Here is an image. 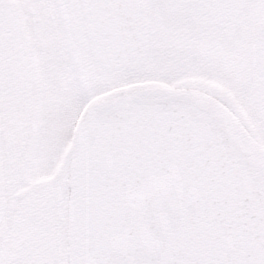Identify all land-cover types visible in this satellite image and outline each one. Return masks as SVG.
<instances>
[{
  "label": "snow or ice",
  "instance_id": "6c2138e0",
  "mask_svg": "<svg viewBox=\"0 0 264 264\" xmlns=\"http://www.w3.org/2000/svg\"><path fill=\"white\" fill-rule=\"evenodd\" d=\"M0 264H264V0H0Z\"/></svg>",
  "mask_w": 264,
  "mask_h": 264
}]
</instances>
